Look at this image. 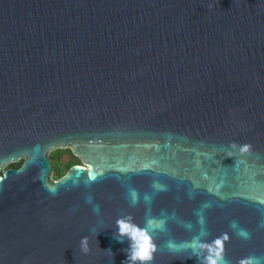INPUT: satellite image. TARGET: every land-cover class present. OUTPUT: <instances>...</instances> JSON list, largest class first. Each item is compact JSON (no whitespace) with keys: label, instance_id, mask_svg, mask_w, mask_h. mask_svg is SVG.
Here are the masks:
<instances>
[{"label":"water","instance_id":"obj_1","mask_svg":"<svg viewBox=\"0 0 264 264\" xmlns=\"http://www.w3.org/2000/svg\"><path fill=\"white\" fill-rule=\"evenodd\" d=\"M122 217L264 264V0H0V264H122Z\"/></svg>","mask_w":264,"mask_h":264},{"label":"clouds","instance_id":"obj_2","mask_svg":"<svg viewBox=\"0 0 264 264\" xmlns=\"http://www.w3.org/2000/svg\"><path fill=\"white\" fill-rule=\"evenodd\" d=\"M246 147L247 146H245V148ZM149 223H151V221H149ZM114 238L119 242L127 240V247L124 248L126 249L124 261H127L128 264H137V262H139V264H147V262L152 259V255L156 250V244L153 242L148 231L133 223L130 218L122 217L116 220ZM215 245L216 247L201 245L202 248H209V254L204 258L201 264H217L218 260L221 259V241L217 239ZM80 247L85 253L89 251L88 237H81ZM108 250L111 251V249ZM241 264H247V262L242 261Z\"/></svg>","mask_w":264,"mask_h":264},{"label":"trees","instance_id":"obj_3","mask_svg":"<svg viewBox=\"0 0 264 264\" xmlns=\"http://www.w3.org/2000/svg\"><path fill=\"white\" fill-rule=\"evenodd\" d=\"M61 150L62 149L55 150L50 154V158H51L53 165H54V174H55L56 178L62 176L70 165V164H68V165L64 166L62 164H59L58 154L61 152ZM21 163H22V160L19 162H14V163L10 164L9 167H19Z\"/></svg>","mask_w":264,"mask_h":264},{"label":"flooded vegetation","instance_id":"obj_4","mask_svg":"<svg viewBox=\"0 0 264 264\" xmlns=\"http://www.w3.org/2000/svg\"><path fill=\"white\" fill-rule=\"evenodd\" d=\"M64 153H67L68 154V157H69L68 163L70 164L69 167H71L72 165H75V164H83L81 162V160L70 149H62L61 152L58 154L59 164H62L63 163L62 162V160H63L62 159V156L64 155ZM62 165H64V163ZM8 168H9V166L5 167L4 170H6ZM68 168H67V170H68Z\"/></svg>","mask_w":264,"mask_h":264},{"label":"rangeland","instance_id":"obj_5","mask_svg":"<svg viewBox=\"0 0 264 264\" xmlns=\"http://www.w3.org/2000/svg\"><path fill=\"white\" fill-rule=\"evenodd\" d=\"M62 162L64 163V166L68 165V160H69V157H68V154L67 153H64V155L62 156ZM62 163V164H63Z\"/></svg>","mask_w":264,"mask_h":264}]
</instances>
